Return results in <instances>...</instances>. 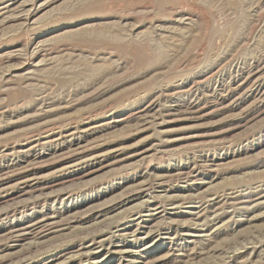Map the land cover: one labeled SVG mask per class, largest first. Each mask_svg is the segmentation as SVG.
I'll return each mask as SVG.
<instances>
[{
	"label": "rangeland",
	"instance_id": "374dc122",
	"mask_svg": "<svg viewBox=\"0 0 264 264\" xmlns=\"http://www.w3.org/2000/svg\"><path fill=\"white\" fill-rule=\"evenodd\" d=\"M0 264H264V0H0Z\"/></svg>",
	"mask_w": 264,
	"mask_h": 264
},
{
	"label": "bare ground",
	"instance_id": "6f19581e",
	"mask_svg": "<svg viewBox=\"0 0 264 264\" xmlns=\"http://www.w3.org/2000/svg\"><path fill=\"white\" fill-rule=\"evenodd\" d=\"M149 113V112H148ZM110 120V119H109ZM253 121V120H252ZM85 128V127H84ZM94 160V159H93ZM54 186V185H53ZM186 188V187H185ZM43 190V189H42ZM20 196V195H19ZM15 199V198H14ZM151 210V209H150ZM198 214V212H197ZM14 217V216H13ZM6 219V218H5ZM41 219V218H40ZM9 220V219H8ZM28 222V221H27ZM141 225V224H140ZM41 227V226H40ZM51 233V232H50Z\"/></svg>",
	"mask_w": 264,
	"mask_h": 264
}]
</instances>
